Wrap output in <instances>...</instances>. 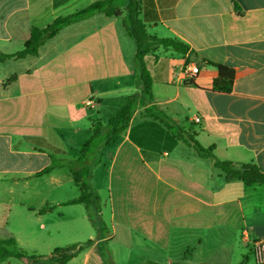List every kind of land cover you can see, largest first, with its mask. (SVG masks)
<instances>
[{
  "label": "crops",
  "instance_id": "0c3cea01",
  "mask_svg": "<svg viewBox=\"0 0 264 264\" xmlns=\"http://www.w3.org/2000/svg\"><path fill=\"white\" fill-rule=\"evenodd\" d=\"M94 1L0 0V52L22 50L33 27ZM140 1L150 34L189 47L145 57L153 102L143 101L123 17L97 13L62 29L37 56L0 62V238L39 254L83 226L82 215H65L79 196L60 198L63 182L74 181L70 165L93 121L106 123L137 94L133 118L91 167L90 179L99 172L97 187L107 190L111 232L89 238L67 264H106L101 242L116 243L114 254L123 249L126 264L131 254L137 264H245L264 241V183L227 180L144 111L163 113L219 159L264 174V0Z\"/></svg>",
  "mask_w": 264,
  "mask_h": 264
},
{
  "label": "trees",
  "instance_id": "16d2710c",
  "mask_svg": "<svg viewBox=\"0 0 264 264\" xmlns=\"http://www.w3.org/2000/svg\"><path fill=\"white\" fill-rule=\"evenodd\" d=\"M140 0H128L127 3L121 0H97L89 6L78 10L67 16H60L54 19L52 23L44 28L33 27L30 36L25 42L22 50L13 54H4L0 52V62H6L9 59H23L28 56H37L40 48L48 41L56 37L62 29L72 24L78 23L97 13H103L108 17H123V26L128 34L136 41L137 53L135 58V67L138 72L139 83L143 87L144 103L153 102L152 85L153 81L149 70L145 64V57L148 54H155L159 49L172 50L180 54H186L189 47L186 43L175 37H159L149 33L143 19L140 18L143 7ZM139 96L131 95L125 105L109 119L106 123L97 120L93 121L92 136L81 145L79 157L76 162L71 163L70 170L75 184L79 187L81 194L77 199L67 202V205L84 204L87 214L94 225H96L95 216L91 209L94 201H100V195L97 190L93 189L89 183L91 176L90 164L94 161L95 156L105 146H108L116 136L121 133L133 118L137 108ZM144 115L157 121L172 134V139L176 142L183 141L193 147L199 156L210 158L214 166L220 169L227 180L240 179L246 184L264 183V174L260 168L252 163H233L231 161L221 160L214 154V147H203L194 135L175 125L163 113L155 111L154 108H146ZM48 171V170H45ZM44 212V211H42ZM94 241L89 239L85 244L73 245L67 247H57L44 258L42 255H28L24 251L12 252L10 246H15L16 240H4L0 238V260L5 262L10 258H27L33 263L43 264H67L79 253L89 247ZM142 264H160L147 261ZM244 264V263H243Z\"/></svg>",
  "mask_w": 264,
  "mask_h": 264
},
{
  "label": "rangeland",
  "instance_id": "374dc122",
  "mask_svg": "<svg viewBox=\"0 0 264 264\" xmlns=\"http://www.w3.org/2000/svg\"><path fill=\"white\" fill-rule=\"evenodd\" d=\"M134 41V40H133ZM135 43V41H134ZM139 96V95H138ZM138 101V105H139ZM136 111V110H135ZM135 113V112H134ZM143 114V113H142ZM134 116V115H133ZM95 161V158L93 159ZM92 162L90 164L91 167L95 164V162ZM101 169V167L98 168V171ZM72 177V176H71ZM62 190L60 191V198L67 200L72 197H78L81 192L79 187L75 184L74 181L65 180ZM89 183L92 186L93 189L97 190L100 195V201H94L91 209L95 216L96 225L92 223L91 220L86 218L84 215L87 214V209L84 204H81L76 207L66 206L63 209H65V215L67 218H70L69 216H79L82 215L81 220L83 221V226L81 228L77 227L73 233L69 234L68 230V236L64 238L57 239L58 247H67V246H73V245H81L85 244L89 238H92L94 240L102 239L108 234H110V225H109V209H108V199H107V190L105 189H99L97 186L100 184V177L99 172L96 173L95 179L91 180L89 179ZM5 240V239H4ZM54 238L51 239V245L54 244L53 242ZM93 240V241H94ZM112 245H116V243H107V242H101L99 248L100 250L103 249L104 251V257L106 264H126V253H120L123 252V249H120L118 251H115V254L113 253V247ZM46 246V245H44ZM41 246V249L43 252L36 254V253H27L28 255H42L45 256L44 258L49 257V255L53 252H48L49 249L46 247ZM9 250L12 252H19L18 248L16 246H10ZM110 252V253H109ZM137 254H131L129 258V263L127 264H137V262L134 263L136 260ZM255 256L253 253L249 255L248 260L245 264H256ZM138 260V259H137ZM117 261V262H116ZM115 262V263H114ZM147 262V261H146ZM154 262V261H152ZM158 263V262H157ZM3 264H43V263H33L27 258H12L7 260ZM182 264V263H178Z\"/></svg>",
  "mask_w": 264,
  "mask_h": 264
},
{
  "label": "built area",
  "instance_id": "2783aa9c",
  "mask_svg": "<svg viewBox=\"0 0 264 264\" xmlns=\"http://www.w3.org/2000/svg\"><path fill=\"white\" fill-rule=\"evenodd\" d=\"M188 76L193 79L195 76L199 73V68L196 65L189 66L187 68ZM92 102L89 101L88 104H91ZM196 122L200 121V118H195ZM253 254L256 258V261L258 264H264V241H256L253 245Z\"/></svg>",
  "mask_w": 264,
  "mask_h": 264
}]
</instances>
